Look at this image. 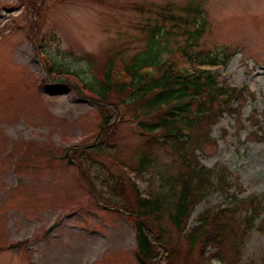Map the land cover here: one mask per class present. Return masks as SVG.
I'll return each mask as SVG.
<instances>
[{
	"label": "rangeland",
	"instance_id": "rangeland-1",
	"mask_svg": "<svg viewBox=\"0 0 264 264\" xmlns=\"http://www.w3.org/2000/svg\"><path fill=\"white\" fill-rule=\"evenodd\" d=\"M42 3L43 20L27 0H0V264H138L133 219L124 210L100 206L91 190L119 204L124 200L113 194L115 181L132 202L150 188L167 193L164 178L180 170L175 142L151 143L132 114H123L115 132L98 140L109 126L81 92L108 63L118 65L147 51L156 26L162 35L152 49L162 59L190 45L187 30L196 27L165 20L161 13L168 5L184 17L187 5L203 9L195 16L203 30L199 47L190 50L232 53L216 71L248 92L232 102L242 105L240 113L225 114L210 138L195 144L200 161L208 169H223L232 187L228 193L239 199L256 196L264 206V0ZM38 32L42 38L36 41ZM43 59L71 73L70 82L46 86L50 77ZM70 145L91 147V157L81 163L89 180L67 156ZM142 155L151 166L136 176L130 169L139 166ZM224 199L211 191L196 205L190 226ZM262 219L264 211L245 236V263L264 264V232L257 228ZM168 228L173 229L169 223Z\"/></svg>",
	"mask_w": 264,
	"mask_h": 264
},
{
	"label": "trees",
	"instance_id": "trees-1",
	"mask_svg": "<svg viewBox=\"0 0 264 264\" xmlns=\"http://www.w3.org/2000/svg\"><path fill=\"white\" fill-rule=\"evenodd\" d=\"M27 1L30 10L39 8L37 12L43 20L42 0ZM162 10L165 20L186 27L195 23L192 20L195 16L203 13L202 9L191 6L185 7V17L173 14L170 5ZM162 29L156 26L151 30L147 51L122 61L121 65L108 63L101 75L98 73L99 78L86 84V88L91 92L89 99L101 109L104 124L109 126L98 140L115 132L123 114H132L140 121V129L151 143L164 145L175 142L173 147L179 155L180 170L176 175L164 178V182L170 185L167 193L156 194L150 188L145 197L143 192L137 193L136 201L132 202L115 181L113 194L123 199V204L105 199L99 192L94 198L100 203L117 206L133 219L138 264H206L213 259L223 264H255L243 261L241 248L245 236L256 226L255 222L264 211L263 201L256 196L239 199L228 193L232 188L228 176L223 169L216 171L202 165L196 152L199 147L195 146H201L210 138L212 127L225 114L241 112L242 105L232 102L245 98L248 92L244 88L230 87L217 73L199 69L203 66H225L233 54L190 50L191 47H199L198 40L203 30L198 29L191 33L187 30L190 45L162 59L152 49V45H159ZM38 36L39 33L36 38ZM185 64L189 70L182 68ZM46 69L49 74L55 70L49 63ZM61 73L65 72L61 71L52 78L51 84L55 87L70 82L68 76L61 78L64 76ZM44 84L48 85V82L44 80ZM50 90L56 93V90ZM81 95L88 98L84 93ZM158 137L163 142L159 143ZM89 148L79 145L65 148L67 156L86 179L89 175L81 163L91 157ZM143 155L139 166L134 168L139 176L146 166L151 165ZM214 190L224 194V203L209 208L199 216L195 225L190 226L196 205ZM168 223L173 229L168 228ZM257 228L264 232V219ZM207 248L214 251L207 254Z\"/></svg>",
	"mask_w": 264,
	"mask_h": 264
}]
</instances>
